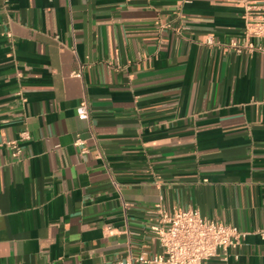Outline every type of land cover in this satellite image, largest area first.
Masks as SVG:
<instances>
[{"label": "crops", "instance_id": "crops-1", "mask_svg": "<svg viewBox=\"0 0 264 264\" xmlns=\"http://www.w3.org/2000/svg\"><path fill=\"white\" fill-rule=\"evenodd\" d=\"M242 12L239 0H0V264L156 253L157 205L247 232L205 264H264V57L228 47Z\"/></svg>", "mask_w": 264, "mask_h": 264}, {"label": "built area", "instance_id": "built-area-1", "mask_svg": "<svg viewBox=\"0 0 264 264\" xmlns=\"http://www.w3.org/2000/svg\"><path fill=\"white\" fill-rule=\"evenodd\" d=\"M239 1L243 8L244 29L240 38H230L228 47L237 53L246 52L264 57V0ZM6 35L10 37L9 33ZM205 43L214 45V36H206ZM79 74L76 72L75 75ZM77 114L83 119L89 117L85 100L78 105ZM27 138L28 132L23 131L20 141ZM7 145L13 157L21 155L17 141L8 142ZM153 212L157 217L149 224V231L159 242L160 250L153 254L141 251L136 258L118 260L115 264H205L213 258L227 261L231 252L247 235L246 231L237 226L204 217L193 208H177L168 213L163 206L157 205ZM233 257L237 259L238 254L234 253Z\"/></svg>", "mask_w": 264, "mask_h": 264}]
</instances>
